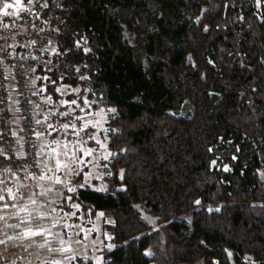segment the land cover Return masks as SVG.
<instances>
[{"label":"trees","instance_id":"trees-1","mask_svg":"<svg viewBox=\"0 0 264 264\" xmlns=\"http://www.w3.org/2000/svg\"><path fill=\"white\" fill-rule=\"evenodd\" d=\"M56 1L36 9L60 30L45 94L115 109L105 188L80 173L62 199L103 214L99 264H264V0Z\"/></svg>","mask_w":264,"mask_h":264},{"label":"built area","instance_id":"built-area-1","mask_svg":"<svg viewBox=\"0 0 264 264\" xmlns=\"http://www.w3.org/2000/svg\"><path fill=\"white\" fill-rule=\"evenodd\" d=\"M57 5L58 0L54 8ZM2 9L0 176L5 182L24 186L44 168L41 146L49 140L55 104L41 83L54 69L60 30L53 26L52 14L44 17L36 8L16 16L4 15ZM37 132L41 133L39 139Z\"/></svg>","mask_w":264,"mask_h":264},{"label":"rangeland","instance_id":"rangeland-1","mask_svg":"<svg viewBox=\"0 0 264 264\" xmlns=\"http://www.w3.org/2000/svg\"><path fill=\"white\" fill-rule=\"evenodd\" d=\"M12 3L14 4L13 8L5 9L4 5ZM46 5V6H45ZM2 9V14L5 11L9 13V15H20L27 10L38 8L46 9L48 8L47 0L44 3V0H21L20 5H15V0H0V8ZM46 7V8H45ZM256 8L261 15V4L256 0ZM43 81V87L46 88V81L49 79V76H45ZM82 81H89V78L83 76L80 78ZM56 93L59 98L54 102V115H58L65 120L62 123H50L51 127L48 130L49 140L44 142L41 146V153L44 161V168L40 172V175H45L48 177V180L55 183L56 177L61 179L60 185L51 186L53 190L58 191L61 196L64 192L72 193L69 189H74L71 185L72 177L76 175H80L83 173L84 184L91 185L94 189L103 190L105 185L101 182L103 176L106 174V163L112 158L113 154L108 146V127L107 122L109 117H111L115 113V109L110 108L108 110L101 109L96 112L86 113L87 110H92V102L88 98L89 89L82 90L81 86H69V85H60L56 89ZM75 100L77 102L76 105H72L71 107H65V101ZM83 109V111L81 110ZM68 112L67 116H62L61 113ZM83 117V120H80V125L78 124V120L75 117ZM73 123L76 125V128H79L87 122L89 126L84 131H80L79 136L75 135L70 130H65L62 128L64 123ZM98 122V123H97ZM96 123V127L93 128L91 125ZM99 140L101 143H97ZM79 142V143H77ZM68 143V149H65L62 144ZM93 143V144H92ZM73 146L76 149H79L81 146L84 150L92 149V155L86 156L83 151L76 150V157L79 159L73 163L68 157L64 154L66 151L71 152L74 150ZM57 153L59 154L57 156ZM59 159L62 162H65L69 165V168H63L59 171L56 170V159ZM82 159L84 162L79 163V160ZM105 162V164H103ZM46 166V167H45ZM48 169H52V171H48ZM97 181L98 183L95 185L93 182ZM57 184V183H55ZM56 194V193H54ZM70 199V198H69ZM212 208H210L211 210ZM80 208L76 204H71V212L69 213L70 217H76ZM144 217L149 221V223L157 229V219L153 218L149 215H144ZM102 219L103 214L100 213L98 217L94 220V223L88 227L84 226L82 222L78 223L77 232H83V240L81 241L83 248L86 247V251H90L92 255L88 254L87 256H91L94 258L95 262L100 261V258L95 257L94 252L99 250L101 254L103 253V249L106 248L107 245L104 241L103 230H102ZM81 221H84L83 215L80 217ZM102 239V241H101ZM111 248V247H110ZM251 264H255L251 259H248ZM1 264V263H0Z\"/></svg>","mask_w":264,"mask_h":264},{"label":"crops","instance_id":"crops-1","mask_svg":"<svg viewBox=\"0 0 264 264\" xmlns=\"http://www.w3.org/2000/svg\"><path fill=\"white\" fill-rule=\"evenodd\" d=\"M39 175L27 181L24 186L5 182L0 176V189L4 190L0 192V195L4 196V200L0 201V217H2L0 240L5 241L0 243V263L54 264L55 261H59V264H79L77 262L79 258L95 262L94 258L87 256L92 253L86 251V247L83 248L84 244L81 243L84 239L83 232H77L80 222L70 217L62 206L65 192L61 196L51 187L60 184H55L48 178L40 180ZM7 189H12L16 196L15 200L8 196ZM33 200H35L34 204ZM5 203L8 204L7 208ZM29 229L33 231L43 229L45 235L21 239V233ZM41 244H45V247H40ZM64 248L71 250L62 251ZM94 255L100 258V261L95 263H101L103 260L101 252L96 250Z\"/></svg>","mask_w":264,"mask_h":264},{"label":"snow or ice","instance_id":"snow-or-ice-1","mask_svg":"<svg viewBox=\"0 0 264 264\" xmlns=\"http://www.w3.org/2000/svg\"><path fill=\"white\" fill-rule=\"evenodd\" d=\"M257 2L259 3V0H257ZM21 3V0H15V5H20ZM5 9H9V8H13L14 7V4L12 3H8V4H5L4 5ZM4 15H9V13L7 11L4 12ZM206 30V29H205ZM87 51V50H86ZM77 71H79V69H77ZM72 105H76L77 107H79V105H77V102L75 100H72V101H65L64 102V106L65 107H71ZM83 111V109H81ZM69 113L68 112H65V113H61L62 116H67ZM75 119L77 120H83L84 118L83 117H75ZM37 124L39 123H42L41 121H36ZM98 123V122H97ZM89 126V124L87 122H85L80 128L79 130L76 128V125L73 124V123H64L62 125V128L65 129V130H70L71 132H73L75 135L79 136V133L80 131H84L85 129H87V127ZM93 128L96 127V123H93L91 125ZM49 127H51V125H49ZM0 135H2V133H0ZM36 137L39 139L41 137V133L37 132L36 133ZM97 143H101V141L97 140L96 141ZM79 143V142H77ZM62 146L65 148V149H68L69 147V144L68 143H63ZM33 147H35V145H33ZM74 150L71 151L70 153L69 152H65L64 154L68 157L69 160H71L73 163H75L79 158L76 157V150H79V151H83L84 154L86 156H91L92 155V149H87V150H84L83 147L81 146L79 149H76L75 146H73ZM0 154H2V150H0ZM59 154L57 153V156ZM84 161L82 159L79 160V163H83ZM46 167V166H45ZM63 168H69V165L65 162H62L60 161L58 158L56 159V170L59 171ZM48 171H52V169H48ZM33 178H36V177H33ZM48 177H46L45 175H41L38 177V179L40 180H44V179H47ZM55 183L59 184L61 183V179L59 177H56L55 179ZM70 191H74V189H69ZM4 191L3 189H0V192ZM7 193H8V196L12 199V200H15L16 199V196L13 194L12 192V189H7ZM4 200V196L3 195H0V201ZM32 203L34 204L35 203V200L32 201ZM197 203H199V201H197ZM8 207V204L5 203V208ZM43 218V217H42ZM0 219H2V217H0ZM18 227V225L16 226ZM48 234L50 235V230L48 231ZM36 235H41V236H44L45 235V230H40V231H33L31 229L21 233L20 235V238L23 239V238H27V237H30V236H36ZM10 239H14V237H10ZM5 241H2L0 240V243H4ZM40 247H45V244H41ZM71 249L69 248H64L62 249V251H70ZM145 255H150V253L146 252ZM74 258V257H73ZM54 264H59V261H55Z\"/></svg>","mask_w":264,"mask_h":264}]
</instances>
